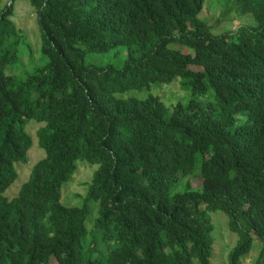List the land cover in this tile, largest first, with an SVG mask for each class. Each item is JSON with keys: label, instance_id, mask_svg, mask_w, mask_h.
<instances>
[{"label": "trees", "instance_id": "obj_1", "mask_svg": "<svg viewBox=\"0 0 264 264\" xmlns=\"http://www.w3.org/2000/svg\"><path fill=\"white\" fill-rule=\"evenodd\" d=\"M204 1L28 0L46 61L20 77L5 71L18 59L14 0L0 8V264H241L253 236L264 264V0H224L219 21L252 23L218 34L198 16ZM119 45L121 66L85 62ZM175 76L190 96L171 107L116 96ZM30 120L43 156L9 198ZM79 159L97 168L83 202L65 205ZM195 173L200 188L173 192ZM90 200L103 255L83 253ZM216 209L240 237L225 263L211 260Z\"/></svg>", "mask_w": 264, "mask_h": 264}, {"label": "rangeland", "instance_id": "obj_2", "mask_svg": "<svg viewBox=\"0 0 264 264\" xmlns=\"http://www.w3.org/2000/svg\"><path fill=\"white\" fill-rule=\"evenodd\" d=\"M10 0H0L2 8ZM224 8V0H205L199 18L214 25L212 32L218 34L236 29L242 24H251V14L238 15L231 12L228 16L223 17L220 21V12ZM16 28L20 30L18 37L11 36L10 41L16 42L18 59L16 62L9 64L5 71L20 77L24 73L32 72L40 66L46 58L41 51V35L37 25L36 14L28 0H14V11L11 16ZM172 46L176 44L172 43ZM185 51V50H184ZM126 57V48L123 45L117 46L114 50L107 53H88L85 56V62H90L98 66L113 64L121 66ZM182 78L175 76L170 82L152 83L149 87L133 88L124 92L117 93L118 97H136L144 98L148 94L158 96L164 105L171 107L177 101H185L190 96V90L181 87ZM208 96V95H207ZM206 96H201L204 100ZM27 128L33 136L32 147L27 151V162L16 161L13 163L17 171L15 180L3 191V195L9 198L18 194L21 184L28 178L34 163L43 156V150L39 148L35 132L38 124L33 120L27 122ZM77 168L71 179L65 181L60 189V201L65 205H80L87 194L88 184L90 183L92 173L97 168V164H90L84 160H77ZM186 185L192 188H200L201 182L195 174L184 177L181 182L173 188V192L181 191ZM213 229L211 231V260L214 262L225 263L228 260L229 252L239 243L240 237L233 233L229 228L226 214L219 209L208 211ZM98 217L97 202L88 201V210L85 217V235L81 238L83 253L85 256L103 255L107 246V239L96 225ZM244 239V238H242ZM247 252L241 257V264H254V259L258 251V243L252 238ZM55 264V261L52 260Z\"/></svg>", "mask_w": 264, "mask_h": 264}]
</instances>
